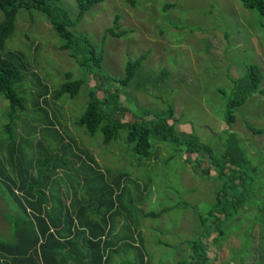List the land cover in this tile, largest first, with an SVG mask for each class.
<instances>
[{
    "label": "rangeland",
    "instance_id": "obj_1",
    "mask_svg": "<svg viewBox=\"0 0 264 264\" xmlns=\"http://www.w3.org/2000/svg\"><path fill=\"white\" fill-rule=\"evenodd\" d=\"M59 4L71 20L67 30L89 40L102 56L101 68L106 75L123 77L126 62L144 55L126 87L110 83L111 88L119 90V100L127 108L120 121L140 116L141 110L156 112L166 124L173 123L178 137L194 135L211 148L214 156L224 149L226 133L234 134L245 158L248 177L243 187L250 196L236 217L220 216L218 227L223 235L213 243L217 215L208 214V210L220 181L207 166L206 158L175 152L170 144L153 141L150 159L138 160L126 147L124 131H119L116 140L107 146L101 145L99 133L87 137L74 121L84 109L87 90L97 84L79 69L66 50L60 49L61 41L49 22L33 10L16 13L13 31L1 51L18 55L15 62L23 67L20 73L24 81L14 90L25 108L16 112L11 130L12 161L20 167L34 164L37 157H48L51 164L63 162V167H56L60 174L52 182V199L57 194L56 185L68 190L67 183L71 182L73 191L78 192L77 176L72 173H77L79 166L73 155L82 158V150L95 157L103 176L115 178L123 174L125 189L118 196L115 218H111L115 229L122 224L119 235L136 232L130 241L132 246L120 248L108 264H140L138 255L142 256V264H188L187 243L191 241L204 245L205 264H223L226 255L238 247L244 253L255 246L249 235L256 227L264 231V19L236 0H137L133 7L124 0H103L78 21L74 0H60ZM246 65L260 71L262 93L250 94L235 109L233 123L226 125L225 99L232 82L245 74ZM67 72L72 80L84 78L81 89L72 98L62 95L52 100L51 95ZM43 86L47 89V104L37 94ZM96 95L100 97L97 91ZM6 109L0 107L3 143L7 140H2L6 134L1 129L6 120L1 114ZM48 120L53 126L45 125ZM243 122L261 133L252 134ZM35 148L46 150L47 155L33 152ZM205 168L207 176L201 175ZM50 173L44 172L48 177ZM2 195L10 201L8 213L17 216L14 203L1 187L0 216L5 213ZM201 217L210 229L207 239L199 237L203 232Z\"/></svg>",
    "mask_w": 264,
    "mask_h": 264
},
{
    "label": "trees",
    "instance_id": "obj_2",
    "mask_svg": "<svg viewBox=\"0 0 264 264\" xmlns=\"http://www.w3.org/2000/svg\"><path fill=\"white\" fill-rule=\"evenodd\" d=\"M59 1L0 0V13L2 14V19L0 20V97L7 102L8 107L5 113L7 122L2 129L4 134H6L8 142L6 152L9 165L14 166L15 162L12 161L14 148L11 134L13 122L16 119L15 114L16 112H22L25 108L23 99L17 95L14 86L20 85L24 81V78L20 73L23 67L17 65L15 62L19 56L14 57L10 53L2 54L1 51L3 50L4 41L13 31L16 13L19 10H33L42 14L49 22L52 31L61 41L60 49L66 50L79 69L86 75L91 76L97 84L94 89L87 90L84 109L77 120L74 121L77 127L83 129V133L87 137L92 138L96 133H99L101 145L107 146L110 142L116 140L119 131H124L126 147L138 160L150 159L153 141L168 143L175 152L185 155H198L207 159V166L213 169L215 178L220 181V185L215 191L214 202L208 210V214L217 215L214 216L215 225H213L217 234L212 239L214 243L218 237L223 235L222 230L218 227L222 218L236 217L239 209L244 207V202L250 196L249 190L243 187L245 179L248 177L245 168V158L239 149L234 134L226 133L224 149L219 155L214 156L211 148L201 143L194 135H187L184 139L178 137L174 131L173 123L166 124L160 118V114L156 112L141 110L140 116L132 117L126 122H121L120 118L127 112V108L119 100V90L111 88L110 83L114 82L121 88L126 87L138 72L144 55L141 54L133 61L126 62L123 77L112 78L106 75L101 68L102 56L100 53H97L89 40L83 35H75L67 30V27L71 24V20L67 12L60 7ZM102 1L74 0L77 10L75 20H80L85 12ZM236 1L244 8L253 9L264 19V0ZM124 2L128 6L133 7L137 0H124ZM113 21H115V17ZM108 31L112 33L113 28H110ZM63 78L64 81L51 95L52 100H57L62 95H67L70 98L76 96L85 81L84 78L72 80L71 74L68 72L64 73ZM261 79V73L256 66L246 65L243 77L232 82L230 94L225 99V110L223 113L226 125L233 123L235 109L243 105L250 94L262 93V90L259 89ZM41 90L37 93L38 98L46 103L44 99L47 95V89L43 86ZM96 91L100 93V97H97ZM167 113L171 114L170 107ZM144 117H150V119L143 120ZM243 123L245 128L252 134L261 133L260 130L254 129L247 122ZM45 125L49 127L53 126L49 120ZM36 151L39 153L44 152V155H47L46 150ZM80 153L83 154V150ZM73 156L79 166L76 168L77 175H80L77 178L76 189L78 188L80 192L84 193V190L88 186L85 197H87L90 203L92 201L96 203L99 198L103 199L106 197L107 193L111 191L109 186L103 184L102 189L99 188L97 190L96 181L87 184L94 175L99 176V179L102 178L97 168V171H92L91 169L93 168L92 165L97 167L94 161L87 155L85 156H87L86 159L89 160H87L89 163L85 162L80 156ZM49 162L48 157H44L41 160L40 157L34 159V166L36 167L34 177L28 173L29 167L30 169L34 167L33 163L27 167L19 168L17 162H15V165H18L16 167L18 176L12 181L7 178V182L11 183L13 188L6 186V179L0 180L9 194L13 190L20 193L19 199H21L25 209H29L31 213L30 220L22 225L21 230L20 228L17 230V233L22 235L17 247L0 244V261L5 259L0 264H108L115 250H120L122 247L125 249L131 247L130 241L132 237L128 240L129 238L116 235L111 239H105V235L107 237L110 233V231H104L106 227L105 220H97L96 222L87 224L81 221L79 215L75 213L78 221L77 224L84 230L80 232L74 231L71 235L70 226L72 220L68 215L64 214L62 220L58 222H53L50 219V210H44L41 207V204L47 205V196L43 188L48 176H45L44 172L48 171V168L53 170L57 166L63 167L64 164L60 162V165H58L56 161H53L54 164ZM71 165L73 166L72 162ZM80 166L84 168H80ZM89 172L90 175L88 174ZM207 173V168L201 171V175L203 176H207ZM2 177L5 176L0 174V178ZM110 207H112V204ZM60 208L58 207L56 210H60ZM79 208H82L81 212L85 211V207ZM262 209L261 212L264 211V208ZM32 211L34 214H32ZM99 211H103L102 208ZM220 216H222L221 219ZM199 224L203 227V232L200 233L199 237L207 239L210 229L205 225V220L202 217L199 218ZM85 230L87 231L84 235ZM28 232L29 234L27 235ZM187 244L189 246L188 264H205L207 256L204 251V245L198 241H191ZM138 257L141 260V256L138 255ZM122 264L135 263H125L123 261Z\"/></svg>",
    "mask_w": 264,
    "mask_h": 264
},
{
    "label": "crops",
    "instance_id": "obj_3",
    "mask_svg": "<svg viewBox=\"0 0 264 264\" xmlns=\"http://www.w3.org/2000/svg\"><path fill=\"white\" fill-rule=\"evenodd\" d=\"M2 101L3 102L0 104V107H2L4 109L5 107H7V102L3 99H2ZM6 111H7V109H6ZM6 111H5V113H6ZM5 113L1 114L4 116V118H5ZM5 120H6V118H5ZM1 122H2V119H0V123ZM6 122H7V120H6ZM6 122L2 125V128L6 124ZM13 127H14V124H13ZM1 131L4 134L3 129H1ZM2 140H6V138H4ZM7 148H8V142L6 141V143H3V141L0 140V174L2 176H5V177L0 178V180L3 181V179H6V186H8L9 188H13V185L11 183L7 182V178L10 181L16 179V177L18 176V170L16 167L18 165H15V162H14V166L9 165V163H8L9 160H8V156H7V152H6ZM32 151L33 152L36 151V148L32 149ZM82 155H84L82 157V159L85 162H87V160H88V159H86V157L89 156L94 161L95 165L97 164L95 162V157L92 156V154L90 152L88 153V152L83 151ZM85 155H87V156H85ZM87 163H89V162H87ZM33 166H34V164H33ZM92 167H95V166L92 165ZM19 168H23V167L19 166ZM35 168H36L35 166L31 167V169L29 167V171H28L29 175H32L33 177L35 176V173H36ZM96 168L97 167L91 168V169H92V171H97ZM48 171L51 172L50 173L51 177L47 178V182L45 184V187L43 188V191H44L45 195L47 196V205L41 204V207L44 210H46V209L50 210L51 214H49V217L53 222H58V221L62 220L64 214H66L72 220L71 226H70L71 235L73 234L74 231L80 232L84 229L77 224L78 221H77V216L75 215V213H76L77 215H79L80 220L83 221L84 223H87V224L96 222L97 220H100V221L105 220L106 227L104 228V231L105 232L110 231V233L107 235V237L105 235V239H111L112 237L119 235V227H122V224H120L115 229V225H114L115 220L112 219L111 217L115 218V212H116L115 205L117 203L118 196H120L122 191L125 189V185L123 184L124 183L123 174L119 173L118 176L115 178H108L107 175H106V177H105V175L103 176L100 173V171L98 170V172L102 175V178L99 179V176L94 175V177L91 180H89L87 184H90L91 182L93 183L94 181H96L97 190L99 188L102 189V187L104 185L109 186L110 190H111L110 191L111 194H110V192H108L107 196L104 197L103 199L99 198L96 201V203L93 201H92V203H90V201H88L87 197H85V192H86L88 186L84 190V193L82 191L80 192L79 189H78V192H74L73 188H71V186H72L71 182L67 183V189L68 190H63L61 187L56 185V187H58L57 194H56L55 199H52L51 193H52L53 189L55 188V187H52V182L57 176H59L60 170H58V168H54L53 170L51 168H48ZM72 174L76 175L77 178L80 177V175L79 174L77 175V173H72ZM88 174L90 175V172ZM76 182H77V179H76ZM15 185H17V184H15ZM3 186H4V184H2L0 182V187L5 192H7L8 196L10 197V200L14 203V206L12 208H13V210H15V213L17 216H13L11 213H8L10 201H9V199H7V197H5V195H2L1 207L2 208L5 207V211H4L5 213L1 214V216H0V244L6 245L9 247L10 246L11 247H17V245L19 243V239L22 237L21 234L17 233V230L19 228L21 230L23 227L22 225L26 221L30 220V218H31L30 214L31 213L29 212V209H27V208L25 209L21 199H19L20 193L13 190L12 193L9 194L8 190ZM109 194H110V196H109ZM111 204H112V207H110ZM58 207H61L60 210H56ZM79 207H85V211L81 212L82 208H79ZM100 208H102L103 211H99ZM8 214H10V215H8ZM32 214H34L33 211H32ZM144 217H147L146 214L144 215ZM86 231L87 230L84 231V235H85ZM135 232L136 231H134V230L133 231L130 230L128 232L129 234L126 233V234H122L121 236L128 239L129 235H130L133 238ZM253 233L254 234L249 235V240L252 241V243H254L255 246L250 247V249H247L246 250L247 252H244V253H243V250H241L242 247L241 248L238 247V249L232 251L233 254H227L226 255L227 257L225 258L223 264H264V231H261V230H259L258 227H256L255 231ZM28 234H29V232L27 233V235ZM2 236L4 237V239H2ZM136 237H138V236H136ZM240 246H241V244H240ZM248 251L250 253H248ZM117 252H118V250H115L113 255L116 254ZM141 259H142V256H141ZM4 261H5V259H2L0 262L3 263ZM140 261L141 260L139 259V263L142 264L143 260H142V263ZM175 264H179V263L176 262Z\"/></svg>",
    "mask_w": 264,
    "mask_h": 264
}]
</instances>
